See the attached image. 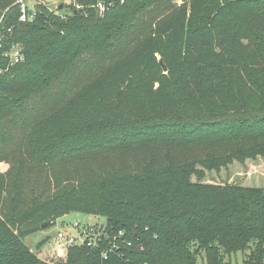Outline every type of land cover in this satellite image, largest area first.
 Returning a JSON list of instances; mask_svg holds the SVG:
<instances>
[{
  "label": "trees",
  "instance_id": "1",
  "mask_svg": "<svg viewBox=\"0 0 264 264\" xmlns=\"http://www.w3.org/2000/svg\"><path fill=\"white\" fill-rule=\"evenodd\" d=\"M76 1L0 0V264L71 213L125 235L61 264H263L264 188L204 180L264 158V0Z\"/></svg>",
  "mask_w": 264,
  "mask_h": 264
},
{
  "label": "rangeland",
  "instance_id": "2",
  "mask_svg": "<svg viewBox=\"0 0 264 264\" xmlns=\"http://www.w3.org/2000/svg\"><path fill=\"white\" fill-rule=\"evenodd\" d=\"M178 5L182 0H176ZM70 0H46V4L54 9L60 4H69ZM32 8L35 3H30ZM60 8V7H59ZM10 165L7 162H0V171L6 172ZM204 183L214 185H239L251 188H264V158L259 157L256 160H247L244 163L235 161L233 164L223 168L220 173L208 172ZM81 223L86 225H95L97 223H105V219L100 216L85 215L81 213H71L56 220L50 228L36 232L27 236L24 239V244L40 259L48 261L53 264H61V261H52L53 256L56 255L57 248L63 246L64 241L57 238L59 231H66L74 233L73 224ZM68 250H65L67 253ZM232 263L243 264L244 258L241 253L232 256ZM203 258L199 257L198 264H204ZM264 264V262H263Z\"/></svg>",
  "mask_w": 264,
  "mask_h": 264
},
{
  "label": "built area",
  "instance_id": "3",
  "mask_svg": "<svg viewBox=\"0 0 264 264\" xmlns=\"http://www.w3.org/2000/svg\"><path fill=\"white\" fill-rule=\"evenodd\" d=\"M22 5V15L20 21L25 22L29 15L26 11V2L25 0H19ZM70 4L79 9L81 6L77 3L76 0H70ZM59 6H56L54 10L56 11ZM97 9L99 15H104L106 13V5L102 0H98L97 4L94 6ZM1 23V22H0ZM11 29L8 31L2 30L0 28V57L5 61V65H0V74H5L10 71L12 67L21 63L24 60V55L19 46L13 44H8L10 39ZM74 233L66 231H59L57 238L60 241H64L63 246L57 248L56 255L53 256L52 261H61L66 258L67 253L65 250L74 247H88L93 250H100L101 243L108 241V247L110 251L117 249V244L115 241L117 239H122L124 237V232H119L118 235H110L107 231L105 223H97L95 225H86L81 223L73 224ZM111 240V241H110ZM124 244L127 243L126 240L123 241ZM131 245L130 242L127 243ZM102 255L106 258L107 254L105 251L101 250Z\"/></svg>",
  "mask_w": 264,
  "mask_h": 264
},
{
  "label": "water",
  "instance_id": "4",
  "mask_svg": "<svg viewBox=\"0 0 264 264\" xmlns=\"http://www.w3.org/2000/svg\"><path fill=\"white\" fill-rule=\"evenodd\" d=\"M62 8H63V6L61 5L60 6V9H62ZM160 64L163 67L164 72L167 73V67H166V65L164 64V62L162 60H160ZM47 226H48V223L43 224L42 225V228H46Z\"/></svg>",
  "mask_w": 264,
  "mask_h": 264
}]
</instances>
